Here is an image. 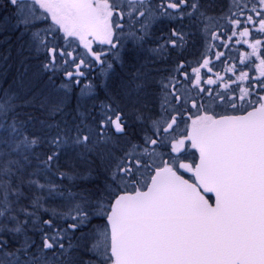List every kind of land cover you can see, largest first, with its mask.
Wrapping results in <instances>:
<instances>
[{"label":"snow or ice","instance_id":"snow-or-ice-1","mask_svg":"<svg viewBox=\"0 0 264 264\" xmlns=\"http://www.w3.org/2000/svg\"><path fill=\"white\" fill-rule=\"evenodd\" d=\"M0 9L47 77L0 94V264H264V0Z\"/></svg>","mask_w":264,"mask_h":264},{"label":"trees","instance_id":"trees-1","mask_svg":"<svg viewBox=\"0 0 264 264\" xmlns=\"http://www.w3.org/2000/svg\"><path fill=\"white\" fill-rule=\"evenodd\" d=\"M19 31L11 33L5 30L0 34V94L5 91L21 92L27 94L32 91H39L43 89L46 81V76L38 73V65H35V59L31 58L28 53L29 61L23 62L22 51L23 47L21 39L16 40ZM30 70L33 73H28ZM37 71V72H36ZM82 172L85 179L78 181L81 187H92V180L95 178V173L88 176L87 165L82 167ZM94 223H101V221H94Z\"/></svg>","mask_w":264,"mask_h":264},{"label":"flooded vegetation","instance_id":"flooded-vegetation-1","mask_svg":"<svg viewBox=\"0 0 264 264\" xmlns=\"http://www.w3.org/2000/svg\"><path fill=\"white\" fill-rule=\"evenodd\" d=\"M19 37H20V32L18 33ZM21 38V37H20ZM27 37H23L21 38L22 42H24ZM246 50V46L245 48H242L241 51ZM131 69L129 67H125V68H120L119 66H117L116 68V72L115 74L112 76V83H118L119 82V78L122 75H125L128 71H130ZM216 71H219L220 69L217 68L215 69ZM246 71H250V74L252 76H256L257 73L255 71H252L250 69H245ZM223 74V73H222ZM86 76L88 77L87 80H81V87H84L86 84H88L89 82H91L94 85H97V92L100 94V97L103 98V89H102V84H103V76L101 74V71L99 69V67H95V69L90 72V73H86ZM190 175V174H187Z\"/></svg>","mask_w":264,"mask_h":264},{"label":"rangeland","instance_id":"rangeland-1","mask_svg":"<svg viewBox=\"0 0 264 264\" xmlns=\"http://www.w3.org/2000/svg\"><path fill=\"white\" fill-rule=\"evenodd\" d=\"M7 15V14H6ZM5 15H3V16H1L0 17V25H2V24H4V21H3V17H4ZM2 31H4L3 29H0V34L2 33ZM8 32H11V33H16V30H14V29H12V27L10 28V29H8L7 30ZM6 32V31H5ZM21 39L20 37H19V35H18V37H17V39L16 40H19V39ZM27 39V38H26ZM27 45V43H26V40L23 42V47H26L27 48V50H28V47L26 46ZM33 64H35V65H37V62H35V63H33ZM37 72V71H36ZM45 77V76H44ZM43 77V75L41 76V78H44ZM46 81H47V78H46ZM46 81H45V84H46ZM62 81H57V85H59L60 83H61ZM80 85H81V83H80ZM75 86V87H73L72 88V90H71V92L69 93V104L72 106V107H74L75 106V104H76V98L80 95V91H81V88H83V87H81V86ZM45 86V85H44ZM44 88V87H43Z\"/></svg>","mask_w":264,"mask_h":264},{"label":"bare ground","instance_id":"bare-ground-1","mask_svg":"<svg viewBox=\"0 0 264 264\" xmlns=\"http://www.w3.org/2000/svg\"><path fill=\"white\" fill-rule=\"evenodd\" d=\"M7 13L6 12H4V10L3 9H0V17L1 16H3V15H6ZM4 21V20H3ZM5 23V22H4ZM11 28V24L9 23V25H8V29H10ZM27 46V45H26ZM24 50L22 51V57L24 56V58H23V62L22 63H26V62H28L30 59H29V57H28V50L27 51H25V48H23ZM28 73H33L32 71H30V70H28L27 71Z\"/></svg>","mask_w":264,"mask_h":264}]
</instances>
